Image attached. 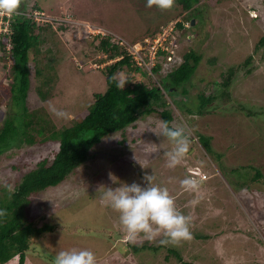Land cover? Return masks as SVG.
Segmentation results:
<instances>
[{"label":"rangeland","instance_id":"374dc122","mask_svg":"<svg viewBox=\"0 0 264 264\" xmlns=\"http://www.w3.org/2000/svg\"><path fill=\"white\" fill-rule=\"evenodd\" d=\"M36 3L51 19L52 27L40 33L46 37L40 46L42 55L31 51V59L43 65V53L52 49L49 62L58 60L62 69L53 78L54 94L46 101L34 89L39 79L32 73L28 106H46L58 129L85 115L94 94L107 88L104 73L111 59L103 55L100 40L91 36L99 30L135 45L180 19L183 27L175 36L173 57L160 54L158 63L165 68L168 61L176 67L187 52L200 54L195 74L185 83L192 96L201 91L210 94L213 82L222 81L230 67L238 69L231 100L215 99L204 114L182 111L171 100L180 99L181 94L167 97L173 125L186 127L190 139L189 152L176 167L167 166L165 152L174 145L156 134L165 121L154 112L105 136L93 146L77 175L34 196L29 219L52 230L36 236L25 264H54L58 251L73 248L93 251L97 264H264V0H202L197 6L205 5V11L197 17L175 0L169 8L158 7L155 0L151 6L148 0H21L20 7L29 14ZM11 64L9 54L4 53L0 58L4 111L11 99L7 77ZM141 68L124 66L116 76L127 80L126 87L139 81L158 82L160 74H166L162 69L156 73L153 67ZM53 108L65 115L57 116ZM202 136L209 139L208 144ZM59 147L58 140L47 139L35 144L22 142L4 152L0 194L14 191L22 176L40 160H53ZM110 173L121 183L142 185L147 183L146 175H152V182L166 187L178 210L190 217L191 238L178 245L160 244L165 238L161 234L149 241L158 249H126L125 241L139 244L147 239L141 234L132 242L120 224L119 212L101 203L99 187L118 186ZM188 175L207 176L198 192L181 185ZM18 262L15 257L5 264Z\"/></svg>","mask_w":264,"mask_h":264},{"label":"trees","instance_id":"16d2710c","mask_svg":"<svg viewBox=\"0 0 264 264\" xmlns=\"http://www.w3.org/2000/svg\"><path fill=\"white\" fill-rule=\"evenodd\" d=\"M175 1L184 11L193 10L195 16L205 11V5L197 6L202 0ZM33 8L28 12L39 13V17L35 15L14 16L13 32L10 36L7 35L11 42L9 43L5 36L1 40L0 58L4 57V53L9 54L12 64L8 66V76L6 75L10 79L11 93L7 111L2 108L5 100L0 91V159L4 152L12 147H18L22 142L35 144L47 141V139H56L60 142V147L53 160L44 158L38 162L36 167L27 171L14 191L0 194V212H2L0 214V264H5L15 257L19 258L18 264H25L27 253L36 236L44 235L52 230V227L48 225L38 227L29 219L28 211L32 198L49 188L65 183L69 176L77 175L79 168L89 159L94 145L113 132L125 130L140 115L159 112L165 123L175 127L172 123L174 120L172 111L168 109L167 97L177 94H181V98L171 100L182 111L204 114L215 99H230V89L238 69V67H230L222 81L213 82L210 94L201 91L194 96L189 95L190 90L185 83L191 80L202 59L200 54L191 50L183 56L182 62L176 67L168 61L165 68L163 64L158 63L154 71L158 73L162 69L166 73L164 76L160 74L158 82L153 81L151 84H146L139 81L121 88L116 86L119 80L116 72L120 68L133 66L135 70H142L131 55L125 56L106 66L104 74H106L107 88L103 93L94 94V102L88 112L71 125L58 129L56 124L49 119L50 113L46 106L34 109L28 106L32 73H35L39 79L34 89L40 99L46 101L53 96V90L56 87L53 78L56 79L59 75L58 69H62L58 60L50 64L48 54L52 49L43 53V58L47 60L44 62L42 59L43 65L35 61V58L31 59V51L42 55L40 46L46 42V37L40 33L52 27L51 19L46 17L37 3ZM182 27L183 23H178V28ZM95 38L100 40L98 45L104 56L116 57L121 53L126 54V51H121L118 44L112 43L109 37L92 36V39ZM263 44L264 37L261 40V45ZM249 61L250 58L243 65L246 67ZM51 71L54 74H51ZM202 140L205 145L209 143L207 137L202 136ZM257 175L259 177L261 173L258 171ZM125 243L126 249L131 248L134 252H140L145 247L159 248V246L150 244L149 240H144L139 244L129 241ZM170 252L180 257L177 251L170 250Z\"/></svg>","mask_w":264,"mask_h":264},{"label":"clouds","instance_id":"9594fccd","mask_svg":"<svg viewBox=\"0 0 264 264\" xmlns=\"http://www.w3.org/2000/svg\"><path fill=\"white\" fill-rule=\"evenodd\" d=\"M153 2L154 0H148V5L151 6ZM155 3L160 8H169L172 6L173 0H155ZM20 4L21 0H0V13L8 14L18 13V11H20V14L14 16L24 15L25 17H30L35 15L31 13L28 14L23 11ZM170 22L168 24H170ZM175 22L177 28L174 33V43L176 40L175 36L179 29L178 23H181L182 21L179 19V21ZM168 24H166V26ZM11 28L13 32L12 25ZM158 32H156V34ZM156 34H152L150 38ZM97 35H101L105 38L109 37L108 39H111L112 43L116 42L118 44L121 51H126V54L121 53L116 57H109V59H111L109 63L113 64L125 56H130L127 54L126 48L119 43L120 39L128 42L123 37L117 34L112 36L113 34L107 30H99ZM5 36L7 37V35ZM92 36H96V34ZM7 39L10 43V37H7ZM128 43L134 45L130 42ZM141 43L145 44L146 42H140V44ZM173 53L174 52H162V54L171 55L172 57ZM106 56L108 57V55ZM157 64L158 62L156 65ZM155 66L153 68H155ZM126 81L127 80L122 78L117 81L116 86L124 88ZM52 110L57 116L65 115L62 110L55 108ZM155 132L157 135L167 138L174 145L171 150L165 152V156L167 157V166L170 168L176 167L181 163L183 157L189 152L190 139L186 127H171L167 123H164L160 126L159 131ZM110 176L113 182L118 183V186L113 188L107 185H101L98 189L101 203L107 204L112 209L119 212L120 224L126 230V234L132 242L135 243L137 237L141 234L149 241H153L159 235L163 234L165 238L160 239L159 243L172 245H178L181 241L191 238L192 233L190 231V217L184 215L178 210L174 198L170 195L166 187H160L152 182V175H146L145 179L147 183L143 185L137 182L121 183L119 182V178L114 174L110 173ZM114 177H116V179H114ZM204 178L206 179L207 176L203 175L202 177L197 178L195 176L188 175L182 179L180 183L185 190L198 192ZM0 214H2V212H0ZM54 264H97V258L95 253L89 249L73 248L58 251L54 257Z\"/></svg>","mask_w":264,"mask_h":264},{"label":"built area","instance_id":"2783aa9c","mask_svg":"<svg viewBox=\"0 0 264 264\" xmlns=\"http://www.w3.org/2000/svg\"><path fill=\"white\" fill-rule=\"evenodd\" d=\"M20 13V11H18V13H0V45L5 35L12 34L11 25L13 16ZM35 16L39 17V13H35ZM176 28V22L172 21L166 27H162L161 31L156 35L145 39V44L139 43L131 45L123 39H120L119 43L126 48L127 54L131 55L138 65L141 67L146 66L151 70L158 62V58L163 51L173 52L172 46L174 45V33L176 32ZM168 56L172 59L171 55ZM147 64H151L152 67H149Z\"/></svg>","mask_w":264,"mask_h":264},{"label":"water","instance_id":"95a60500","mask_svg":"<svg viewBox=\"0 0 264 264\" xmlns=\"http://www.w3.org/2000/svg\"><path fill=\"white\" fill-rule=\"evenodd\" d=\"M195 21L193 20L192 23H194Z\"/></svg>","mask_w":264,"mask_h":264}]
</instances>
